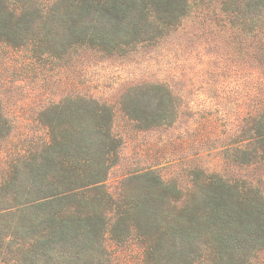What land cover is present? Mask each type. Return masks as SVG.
I'll list each match as a JSON object with an SVG mask.
<instances>
[{"label": "trees", "instance_id": "obj_1", "mask_svg": "<svg viewBox=\"0 0 264 264\" xmlns=\"http://www.w3.org/2000/svg\"><path fill=\"white\" fill-rule=\"evenodd\" d=\"M192 12L215 17L264 79V0H0V45L29 49L37 61L126 58L158 47ZM260 88L226 156L240 168H264ZM117 106L77 95L40 113L47 141L13 160L0 182V264H112L108 241L136 244L141 264H257L264 192L253 181L196 170L183 189L143 170L110 191L118 114L137 130L171 127L182 99L148 83ZM11 133L0 102V147Z\"/></svg>", "mask_w": 264, "mask_h": 264}, {"label": "rangeland", "instance_id": "obj_2", "mask_svg": "<svg viewBox=\"0 0 264 264\" xmlns=\"http://www.w3.org/2000/svg\"><path fill=\"white\" fill-rule=\"evenodd\" d=\"M34 1L50 7L57 0ZM214 19L209 14L201 20L192 12L158 47L126 58L37 61L29 49L0 45V102L12 127L0 147V182L13 160L47 141L39 115L50 104L83 95L118 107L131 88L155 83L169 85L182 99L178 119L171 127L137 130L118 114L115 133L121 148L107 182L110 191L118 193L128 177L143 170L187 189L191 173L203 170L253 181L264 192V168H240L226 159L239 120L249 112L264 79L246 53L240 55L237 38L209 21ZM107 246L112 264H141L136 244L117 247L108 241ZM257 264H264V252Z\"/></svg>", "mask_w": 264, "mask_h": 264}]
</instances>
